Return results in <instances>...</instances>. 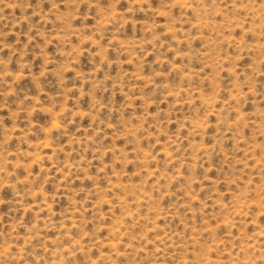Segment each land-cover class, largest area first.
<instances>
[{
  "label": "rangeland",
  "instance_id": "rangeland-1",
  "mask_svg": "<svg viewBox=\"0 0 264 264\" xmlns=\"http://www.w3.org/2000/svg\"><path fill=\"white\" fill-rule=\"evenodd\" d=\"M0 264H264V0H0Z\"/></svg>",
  "mask_w": 264,
  "mask_h": 264
}]
</instances>
